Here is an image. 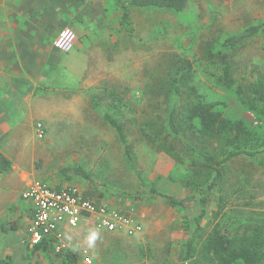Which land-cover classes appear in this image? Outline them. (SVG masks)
<instances>
[{
  "label": "rangeland",
  "instance_id": "rangeland-1",
  "mask_svg": "<svg viewBox=\"0 0 264 264\" xmlns=\"http://www.w3.org/2000/svg\"><path fill=\"white\" fill-rule=\"evenodd\" d=\"M130 1L61 0V7L58 0L32 2L38 4V11L30 20L45 15L48 28L55 26L53 31L48 30L52 41L47 40L46 44L54 48L58 34L70 28L80 29L83 38L80 54L57 55L60 67L45 82L37 83L38 87L30 81L25 84L29 86L25 89V108L34 112L40 107L46 111L33 116L48 128L47 136L38 139L24 122L19 123L29 139L23 153L25 172L31 181L101 192L113 208L145 214L144 231L136 236H109L110 231L100 232V237L85 236L84 246L94 250L89 251L91 264H175L178 251L189 236L186 217L194 218L198 205L186 202L179 212L164 198L152 196L150 185L142 184L128 168L124 145L103 113L114 109L123 121L137 166L148 182L161 193L181 199L191 196L192 191L183 180L192 155L183 141L172 139L180 157L175 160L164 151L155 150L143 137L142 127L164 122L168 109L164 85L173 64H182L183 60L192 62L194 82L208 100L226 103L227 116H242L257 123L255 115L243 111L230 91L208 82L205 71L217 67L211 65L208 50L217 51L225 37L249 25L264 23V2L190 0L181 13L129 6L132 22L126 28L121 24L122 5ZM20 23L17 19V26ZM221 55L234 65L240 83L255 82L264 77V32L236 50H223ZM221 60L220 56L216 58L217 65ZM7 85L2 84L0 91H9L5 89ZM183 103L181 100L180 105ZM0 123L10 129V121ZM10 131L17 132L16 124ZM191 142L198 149L203 147L193 139ZM75 166L82 167L89 178L71 171L62 173ZM224 193L225 219L264 218V168L257 163L245 158L231 162ZM18 206L15 201L2 214L0 251L11 255L15 264H42L28 258L25 262V230L9 227ZM212 207H216L215 203ZM183 214L188 215L182 218ZM80 260L86 264L83 257Z\"/></svg>",
  "mask_w": 264,
  "mask_h": 264
},
{
  "label": "trees",
  "instance_id": "trees-1",
  "mask_svg": "<svg viewBox=\"0 0 264 264\" xmlns=\"http://www.w3.org/2000/svg\"><path fill=\"white\" fill-rule=\"evenodd\" d=\"M189 2L190 0L124 2L121 24L127 28L132 22L129 6L181 13ZM261 32H264V23L249 25L242 31L225 37L217 51L208 50L211 65L217 67L205 71L208 82L221 90L230 91L243 111L255 115L256 124L248 122L242 116H227L226 103L210 101L200 93L194 82L192 62L183 60L182 64H173L164 85L168 99L164 122L160 125L149 123L142 127L143 137L147 142L155 150L164 151L175 160L180 157L172 139L183 141L186 150L192 155L183 180L184 185L192 191L188 198L181 199L161 193L153 183L148 182L137 166L123 121L114 109L103 113L104 120L116 131L119 141L124 145L128 168L142 184L150 185L152 196L164 198L179 212V207L184 208L186 202H196L198 205L199 212L194 218L187 216L188 214L182 216H187L189 236L179 249L175 264H264V218L225 219L227 202L224 193L231 162L245 158L264 168V77H259L253 83H240L235 76L234 65L221 55L223 50L233 51L242 47L247 40ZM218 56L222 59L220 65L216 62ZM181 100L184 103L180 105ZM191 139L200 142L203 147L196 148ZM11 168L12 160L0 152V173L8 172ZM70 171L74 175L89 178L88 173L80 166L68 167L62 173ZM70 178L67 177V180ZM87 194L103 195L101 192ZM213 203L215 208H211ZM28 248L29 259L34 263H79L77 251L69 248L57 253L52 241H44ZM0 264L15 263L10 255L1 250Z\"/></svg>",
  "mask_w": 264,
  "mask_h": 264
},
{
  "label": "crops",
  "instance_id": "crops-1",
  "mask_svg": "<svg viewBox=\"0 0 264 264\" xmlns=\"http://www.w3.org/2000/svg\"><path fill=\"white\" fill-rule=\"evenodd\" d=\"M33 1L0 0V88H2V84L6 85L7 83L8 85L5 89L9 90L0 91V121H10V129L15 124L17 126V132L15 131L14 133L8 128L5 129L6 127L0 123V152L12 160L11 170L0 173V219L9 205L15 203V201L19 203L20 206L13 210L16 213L14 218L11 217L9 227L13 229L14 226V230L19 228L25 230V239L23 240L25 243V262L27 258L29 259L28 247H31L27 243L26 231L32 220L33 211L30 201L25 200V204L23 203L22 193L33 181H31L29 174L25 172L23 155L25 144L29 143V139L25 137V128L22 125L19 126V123L24 122L26 128L29 129L35 138V135L37 137L36 124L39 121L43 122L36 116L46 114V111H43L40 107L34 112L25 108V89L29 87L25 84L30 81L38 87L37 83L45 82L52 73H55L56 68L60 67V58L57 55L67 54L58 52L51 45L46 44L47 40L52 41L48 30L53 31L55 26L51 27V29L48 28L45 15L41 16V19L30 20L32 14L38 11V4L32 3ZM245 2H264V0H245ZM7 3L8 5H6ZM57 5L61 7V0H58ZM17 19L21 22L20 26H17ZM75 31L79 34V40L75 48L67 54L68 56L82 52V31L80 29H75ZM33 113H36V116H33ZM18 116L19 121H17ZM43 123L45 124V122ZM45 127L47 136L48 128L46 124ZM37 138L40 139L39 137ZM99 197L104 198L103 196ZM135 213L138 214L139 212ZM63 231L69 248L78 252V264H83L80 257L84 259L85 251L94 253L92 247L86 248L84 246L85 236L100 237L102 235L100 232H103L94 230L88 220H84L75 228L64 226ZM113 235L121 236L126 234L123 232H112L109 236ZM6 254L9 255L8 253Z\"/></svg>",
  "mask_w": 264,
  "mask_h": 264
},
{
  "label": "built area",
  "instance_id": "built-area-1",
  "mask_svg": "<svg viewBox=\"0 0 264 264\" xmlns=\"http://www.w3.org/2000/svg\"><path fill=\"white\" fill-rule=\"evenodd\" d=\"M78 40L79 34L74 29L62 30L53 42L54 49L69 53ZM36 134L40 139L46 136V127L41 121L36 124ZM22 198L32 204L33 216L26 231L31 247L52 241L57 253L69 249L64 226L75 228L84 220H88L96 231L123 232L130 237L144 231L145 214L113 208L106 199L87 195L77 186L56 188L35 180L23 191ZM84 262L92 263L88 251L84 252Z\"/></svg>",
  "mask_w": 264,
  "mask_h": 264
}]
</instances>
